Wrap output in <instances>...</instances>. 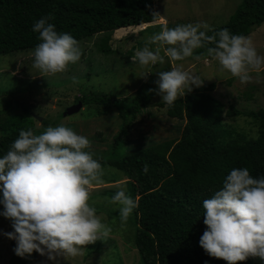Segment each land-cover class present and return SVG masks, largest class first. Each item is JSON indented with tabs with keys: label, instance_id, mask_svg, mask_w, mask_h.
Masks as SVG:
<instances>
[{
	"label": "trees",
	"instance_id": "obj_1",
	"mask_svg": "<svg viewBox=\"0 0 264 264\" xmlns=\"http://www.w3.org/2000/svg\"><path fill=\"white\" fill-rule=\"evenodd\" d=\"M48 14L52 17L49 22L56 30L70 33L81 48L80 59L59 72L69 81L81 76L90 78L103 64L99 55L115 53L109 46L111 36L108 34L123 33L126 27L139 28L160 20L154 0H0V56L33 52L40 41L38 33L31 30L32 24ZM263 24L264 0H244L225 26L206 34L227 28L230 33L249 36ZM153 27L162 26L151 25L145 31ZM100 34L104 36L94 42V37ZM91 42L94 47L89 54ZM211 46L214 44L209 42L194 49L190 57L195 60L209 58L206 49ZM105 71L106 75L113 74L110 69ZM155 76L138 84L133 96L90 93V98L85 95L76 102L80 100L85 106H99V114L104 113L99 111L100 106L118 111V115L109 118L118 124L112 142L107 149L97 152L101 161L104 154L103 164L123 171L125 180L131 185L137 201L134 246L142 263L227 264L221 258L209 256L198 243L206 228L202 201L222 187L224 176L234 167H246L253 177L264 176V107L256 112H242L213 95L215 83L207 84L168 105L170 114L179 115L180 124L175 128L183 126L179 139L155 141L151 134H144L143 126H140L146 118L157 119L156 113L149 111L157 96L155 91H150L156 88L158 74ZM12 82L10 77L9 85ZM250 98L252 94H249ZM2 101L0 130L4 135L0 136V155L8 150L21 129L31 128L34 134L38 132L37 120L28 108L24 107L22 113L12 112L11 93ZM162 107L168 109L165 103ZM241 114L253 118L257 126L256 137L249 138L244 131H237L222 120L224 115ZM145 164L147 173L142 170ZM96 183L99 182L93 184ZM10 244L12 256L8 264H38V252L34 250L21 257L14 252L15 241L11 239ZM236 264H264V261L248 257Z\"/></svg>",
	"mask_w": 264,
	"mask_h": 264
},
{
	"label": "clouds",
	"instance_id": "obj_2",
	"mask_svg": "<svg viewBox=\"0 0 264 264\" xmlns=\"http://www.w3.org/2000/svg\"><path fill=\"white\" fill-rule=\"evenodd\" d=\"M51 18L50 14L41 16L31 28L40 41L32 53L33 67L46 74L63 72L81 56L79 42L70 33L58 32L49 22ZM208 28L203 22L162 25L159 33H151L149 42L155 47L145 45L131 60L140 66L162 63L165 57L179 62L211 42L214 46L206 51L212 58L195 63L214 59L241 83L251 81V73L264 67V56L258 54L250 38L227 28L208 35L202 30ZM189 69L173 66L159 71L156 88L150 91L171 105L192 86L203 83ZM89 147L86 136L61 123L49 125L39 134L31 128L21 129L0 155V216L11 221L13 231L4 235L15 241L16 255L24 257L35 250L46 253L50 260L57 255L74 257L82 254L84 245L108 235L110 229L89 203V186L98 182L101 168ZM142 170L147 173L148 166ZM111 202L118 203L122 222L137 207V201L122 188L112 195ZM202 208L206 228L198 243L209 256L227 264L248 257L264 261V176L253 177L246 167L232 168L222 187L202 201Z\"/></svg>",
	"mask_w": 264,
	"mask_h": 264
},
{
	"label": "rangeland",
	"instance_id": "obj_3",
	"mask_svg": "<svg viewBox=\"0 0 264 264\" xmlns=\"http://www.w3.org/2000/svg\"><path fill=\"white\" fill-rule=\"evenodd\" d=\"M243 2L244 0H154L155 11L162 19L151 25L175 27L177 24L203 22L209 28L202 30L208 32L225 26ZM148 26L143 25L139 28L132 26L127 27L123 33L117 34L115 31L108 34L111 36L109 46L115 53L99 55V61L103 64H100L98 70L96 69L93 76L88 79L81 76L69 81L59 72L41 73L33 67V52L20 53L16 56L15 54L1 55L0 110L3 108L2 98L11 93L12 112L22 113L24 107L28 108L37 120L35 123L37 134L43 132L49 125L55 126L62 123L89 139L90 147L87 150L99 162L101 155L97 150L107 149V145L112 142L117 132L118 124L115 119L109 118L111 115H118V111L115 108L105 106L106 109H103L100 106L99 111L104 113L99 114L97 111L99 106H85L80 100L76 102L85 95L90 98V93L115 94L117 97L133 96L138 84L141 85L149 76H155L159 71H167L170 67L179 66L182 70L190 67L189 72L199 75L203 80L199 87L192 86L191 91H186L185 94L204 85L215 83L216 90L213 91V95L228 106L233 105L246 113L256 112L264 107V67L258 73L255 71L251 73V81L241 83L237 77L222 69L214 59H204L200 63H195L197 60L187 57V60L170 62L165 57L162 63L158 61L150 66H140L138 62H132L131 57L136 50L152 44L149 43L151 33L156 34L161 31V27H153L145 31ZM103 36L104 34H100L94 37L93 41L97 42ZM247 37L250 38L258 54L264 56V24ZM94 42L88 44L89 54L94 47ZM154 47L153 44L149 48ZM161 54L163 55V52ZM107 61L109 63H106ZM107 69H110L113 74H104L103 70L107 73ZM98 71H101V74ZM142 75L145 76L141 77ZM10 77L13 82L9 85ZM249 94H252L250 99H248ZM183 97L184 95L177 99ZM79 102L83 104L79 112L71 116L63 115L66 108ZM153 102L154 106L152 105L149 111L156 113L157 119L146 118L140 124L145 130L144 134H151L155 141L160 142L179 139V132L183 126L180 129L175 128L180 124V120L177 119L178 113L170 114L168 104V109L162 107L163 102L159 95ZM222 120L227 126H232L237 131H244L249 138L257 136V126L253 118L246 114L233 117L224 115ZM2 135L4 132L0 130V136ZM102 161H105L104 154ZM102 161L99 162L101 166L99 183H92V186H89V203L96 209L101 222L110 229L108 235L84 245L82 254L74 257L65 258L57 255L54 260H50L46 253L43 255L38 253V264H143L134 246L137 227L134 210L128 219L122 222L119 217L118 203L111 202L112 195L121 188L126 195L134 199L131 185L126 182L123 171L103 164ZM113 180L115 181L112 182ZM2 209L3 206L0 205V210ZM10 231H13L11 221L0 216V264H8L12 256L11 239L4 235L5 232ZM102 251L105 252L101 253Z\"/></svg>",
	"mask_w": 264,
	"mask_h": 264
},
{
	"label": "water",
	"instance_id": "obj_4",
	"mask_svg": "<svg viewBox=\"0 0 264 264\" xmlns=\"http://www.w3.org/2000/svg\"><path fill=\"white\" fill-rule=\"evenodd\" d=\"M82 102H79L75 105L69 106L68 108L65 109L64 116H71L72 114L79 112L82 108Z\"/></svg>",
	"mask_w": 264,
	"mask_h": 264
}]
</instances>
